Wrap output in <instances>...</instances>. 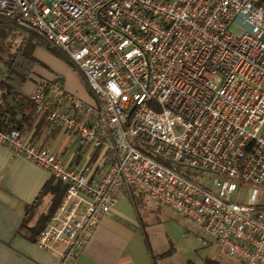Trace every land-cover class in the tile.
Masks as SVG:
<instances>
[{"label": "built area", "instance_id": "built-area-1", "mask_svg": "<svg viewBox=\"0 0 264 264\" xmlns=\"http://www.w3.org/2000/svg\"><path fill=\"white\" fill-rule=\"evenodd\" d=\"M83 76L92 103L39 79L34 116L84 158L70 167L0 129V144L48 171L63 195L38 247L73 264L130 190L208 233L234 264H264V7L253 0H0ZM247 186L245 202L232 200Z\"/></svg>", "mask_w": 264, "mask_h": 264}, {"label": "crops", "instance_id": "crops-1", "mask_svg": "<svg viewBox=\"0 0 264 264\" xmlns=\"http://www.w3.org/2000/svg\"><path fill=\"white\" fill-rule=\"evenodd\" d=\"M253 1L264 7V0ZM38 51L45 53L43 58L41 54L36 56ZM33 55L42 65L34 68L33 75L23 85L21 91L25 96L28 97L37 80H57L67 94L92 103L93 97L83 76L80 79L72 76L73 67L65 60L43 46H37ZM56 58L64 61L63 66ZM4 73L5 69L0 65V80ZM20 132L28 137L31 144L52 151L67 166L79 169L85 161L74 150L65 132L52 128L44 117L34 116L29 126L24 125ZM50 180L48 171L22 156L14 155L7 146L0 144V264L56 263V253L38 247L36 237L31 238L27 229L37 216L46 212L50 204L49 195L39 199L35 216L26 228H21L25 208L35 202ZM159 212L160 209L152 211L146 202H140L135 207L129 196L120 199L111 213L104 216L91 232L73 264H165L172 252H157L160 244H153L150 239V227L155 220L149 215L154 213L159 216Z\"/></svg>", "mask_w": 264, "mask_h": 264}, {"label": "trees", "instance_id": "trees-1", "mask_svg": "<svg viewBox=\"0 0 264 264\" xmlns=\"http://www.w3.org/2000/svg\"><path fill=\"white\" fill-rule=\"evenodd\" d=\"M37 46L46 47L34 34L26 33L14 25L0 20V65L5 69L4 77L0 80L1 130L14 128L21 131L24 125L29 126L34 117L33 105L21 90L33 75L34 68L37 65H42L33 55ZM48 50L75 68L61 53ZM63 191V185L58 182L53 183L51 179L43 186L35 202L25 208L24 220L21 225L23 229L35 216L39 199L45 195L50 196V204L46 212L37 216L33 225L27 228L31 238L36 237L39 231L45 227L49 216L57 207ZM132 192L133 190H130L129 199L136 207L140 200Z\"/></svg>", "mask_w": 264, "mask_h": 264}, {"label": "rangeland", "instance_id": "rangeland-1", "mask_svg": "<svg viewBox=\"0 0 264 264\" xmlns=\"http://www.w3.org/2000/svg\"><path fill=\"white\" fill-rule=\"evenodd\" d=\"M35 54L36 56L41 54L43 58L45 53L42 54L41 51H38ZM43 61L47 63L45 59ZM56 61L59 65L64 62L57 58ZM71 72L72 76H76L78 79L82 76L76 68L71 69ZM132 193L138 197L140 202H146L152 211L160 209L159 216L154 213L149 215L151 219L155 220L150 227V239L153 244L155 242L160 244L161 248L157 252H172L170 259L165 260V264H234L230 257L215 247L214 240L208 233L170 209L158 205L137 192L133 191ZM248 197L249 188L242 186L238 187L231 198L233 201L245 202ZM141 217L144 216L141 214Z\"/></svg>", "mask_w": 264, "mask_h": 264}]
</instances>
